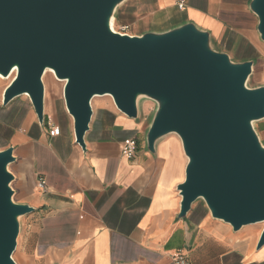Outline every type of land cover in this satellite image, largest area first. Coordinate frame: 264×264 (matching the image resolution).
Here are the masks:
<instances>
[{
	"label": "water",
	"instance_id": "obj_1",
	"mask_svg": "<svg viewBox=\"0 0 264 264\" xmlns=\"http://www.w3.org/2000/svg\"><path fill=\"white\" fill-rule=\"evenodd\" d=\"M124 1L0 0V75L13 72L1 105L25 95L42 125L43 75L51 70L64 83L75 142L85 151L93 97L109 95L134 120L150 100L145 149L155 154L157 142L174 134L187 159L176 185L177 217L201 200L234 232L264 223V143L254 128L264 119V84H247L255 60H233L191 20L139 35L114 31L111 20ZM248 8L264 42V0H249ZM13 150H0V264H18L12 255L21 219L35 210L14 200ZM263 246L264 226L256 250Z\"/></svg>",
	"mask_w": 264,
	"mask_h": 264
},
{
	"label": "crops",
	"instance_id": "obj_2",
	"mask_svg": "<svg viewBox=\"0 0 264 264\" xmlns=\"http://www.w3.org/2000/svg\"><path fill=\"white\" fill-rule=\"evenodd\" d=\"M155 1L158 16H152L151 30L170 28L167 20L181 0ZM183 1V11L197 10L193 19L206 21L204 29L215 41L229 38L218 13L241 24L229 28L235 31L229 39L248 47L250 55L243 60L254 59L253 69H264V42L249 0H202L205 9L198 6L200 0L191 6ZM51 74L45 81L43 75L42 125L27 98L0 108V128L10 130L9 142L0 150L13 146L16 157L9 165L14 200L35 208L21 220L16 250L23 262L16 260L18 264H174L176 253L189 264H264V247L256 250L258 238L213 219L201 200L185 217H177L176 185L184 179L187 159L176 135L160 139L152 154L145 149L147 120L126 117L109 95L95 96L83 151L64 105V83ZM48 122L59 127L58 135H49ZM259 124L264 137V119ZM131 137L137 139V149L126 158L120 148ZM40 177L44 188L38 186Z\"/></svg>",
	"mask_w": 264,
	"mask_h": 264
},
{
	"label": "rangeland",
	"instance_id": "obj_3",
	"mask_svg": "<svg viewBox=\"0 0 264 264\" xmlns=\"http://www.w3.org/2000/svg\"><path fill=\"white\" fill-rule=\"evenodd\" d=\"M185 1L186 3L189 4V6H191L194 0H185ZM155 3H156L155 0H125L124 2H122L116 8L114 18L112 19V26L114 28V31L132 35V34H141L144 31L151 30V28L155 27L151 23L152 16L153 15L158 16V12L156 9L157 6ZM197 4H199L198 6L200 8L204 7L202 0H200V2H198ZM205 8L206 6L204 7V9ZM204 9L200 10V12H202L200 13V15L202 16L206 15ZM188 10H190L189 13L186 12L187 10L186 11L182 10L183 12H178L177 8H174L175 15L168 18L166 25H169L172 27L184 21L191 20L195 22L199 27L207 28L206 21H202L199 19L198 20L193 19L192 14H194L195 11L197 10H193L191 8H188ZM216 18L222 21V25H224V30H226L225 32L227 36L226 35L225 36L229 38H230L229 35L235 32L234 30L231 31L229 28L231 26L234 27L236 25L237 26L241 25V24H237L236 22L230 21L228 17L224 15L223 12L218 13ZM124 26H126V29L123 30L122 27ZM225 26H227L228 28L226 29ZM229 38L226 39L224 37V39H220L218 41H215L213 39V44L216 48L227 52L231 56V58L236 61L243 60L244 57L250 55L248 52H251V51H249L248 47H245V46L243 47L242 45L233 42ZM50 74L51 73L49 71L44 74V81L47 79L48 75ZM10 79L11 78L0 79V108H1V95H2L3 89L8 85V83L10 82ZM247 84L248 86H256L259 84H264V69L261 67L254 68L250 78L248 79ZM25 98H27V96L18 97L16 98V100L20 101L21 99H25ZM153 110H154L153 103L150 100H143L140 103V115L142 117L143 123H146V120H147V123L149 122V117ZM2 117L3 116L0 115V120ZM259 123L260 121L254 122V128L257 131L258 135H259L258 127L260 128ZM9 133H10V130L7 131V130H4V128L3 129L0 128V149L9 142V138H6V136L9 135ZM174 137L176 136L170 135L171 139H174ZM260 140L262 141V143H264V137H260ZM23 218L25 217H22V219ZM263 226H264V223L259 222V223L244 226L242 230L246 231V235H245L246 237L258 238ZM248 245L252 247V241H250ZM12 257L15 261L16 260L20 261L17 250L14 251ZM20 262H23V261H20Z\"/></svg>",
	"mask_w": 264,
	"mask_h": 264
},
{
	"label": "built area",
	"instance_id": "obj_4",
	"mask_svg": "<svg viewBox=\"0 0 264 264\" xmlns=\"http://www.w3.org/2000/svg\"><path fill=\"white\" fill-rule=\"evenodd\" d=\"M177 8L181 11L185 9V3L183 0L177 3ZM122 29L123 30L126 29V26L122 27ZM12 77H13V74H11L9 78L12 79ZM59 132H60V129L58 126H54L50 124V122H48L49 135L55 136V135H58ZM137 144H138V141L135 137L125 139L121 144V148H120L121 154L125 156L126 158H132L135 155ZM38 186L41 188L45 187V180L43 177L38 178ZM172 262L174 264H189L186 258L180 253H176L172 256Z\"/></svg>",
	"mask_w": 264,
	"mask_h": 264
},
{
	"label": "bare ground",
	"instance_id": "obj_5",
	"mask_svg": "<svg viewBox=\"0 0 264 264\" xmlns=\"http://www.w3.org/2000/svg\"><path fill=\"white\" fill-rule=\"evenodd\" d=\"M113 19V18H112ZM111 27H112V29L114 30V28H113V26H112V20H111ZM50 72V73H52V71L51 70H47L46 72ZM45 72V73H46ZM12 74H13V72H12ZM53 74V73H52ZM0 79H5L4 77H2L1 75H0Z\"/></svg>",
	"mask_w": 264,
	"mask_h": 264
}]
</instances>
